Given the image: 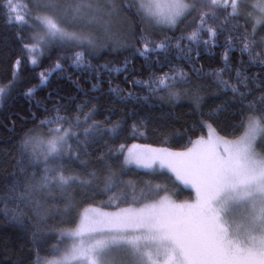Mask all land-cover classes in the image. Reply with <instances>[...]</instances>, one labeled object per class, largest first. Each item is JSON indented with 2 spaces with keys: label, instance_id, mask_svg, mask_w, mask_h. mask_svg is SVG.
I'll return each mask as SVG.
<instances>
[{
  "label": "snow or ice",
  "instance_id": "6c2138e0",
  "mask_svg": "<svg viewBox=\"0 0 264 264\" xmlns=\"http://www.w3.org/2000/svg\"><path fill=\"white\" fill-rule=\"evenodd\" d=\"M0 20L11 29L0 35V112L8 131L21 122L17 153H4L0 216L31 234L11 264H59L41 255L51 252L42 245L52 193L101 182L168 206L180 264H264V239L242 244L224 230L226 212L242 210L230 204L245 195L237 174L264 173V0H0ZM185 101L191 122L177 113ZM149 133L188 146L135 142ZM177 181L194 198L173 199Z\"/></svg>",
  "mask_w": 264,
  "mask_h": 264
},
{
  "label": "rangeland",
  "instance_id": "374dc122",
  "mask_svg": "<svg viewBox=\"0 0 264 264\" xmlns=\"http://www.w3.org/2000/svg\"><path fill=\"white\" fill-rule=\"evenodd\" d=\"M235 179L244 185L241 191L245 195L230 204L232 209L242 210L226 212L224 230L242 244L264 239V192L260 191L264 173L248 169ZM176 223L159 198L111 211L86 206L76 223L62 231L70 242L49 260L64 264L68 257L72 264H129L136 257L143 264H180L186 249ZM233 258L236 264H253L243 256Z\"/></svg>",
  "mask_w": 264,
  "mask_h": 264
},
{
  "label": "trees",
  "instance_id": "16d2710c",
  "mask_svg": "<svg viewBox=\"0 0 264 264\" xmlns=\"http://www.w3.org/2000/svg\"><path fill=\"white\" fill-rule=\"evenodd\" d=\"M11 29L6 28L4 26L3 20H0V35L3 36H10ZM219 51V50H217ZM108 59H111L110 57ZM122 59V57L120 58ZM217 63H214L213 67H221L222 65L218 62L219 57L216 58ZM104 61L101 60L100 63ZM202 63L207 64V57H205ZM142 61L137 60L136 66L139 69ZM47 63L45 67H47ZM30 68L31 65H28ZM207 70V68H206ZM6 71L4 65H0V74H3ZM40 71V69H37ZM167 71V69H164ZM30 74V73H26ZM107 78V77H106ZM111 79L113 80L114 84H120L121 87L128 89L130 86L123 82V76L119 75L115 72L112 73ZM55 87V84H53ZM64 87H69V85L65 82ZM87 89V85H84ZM107 85H104V94L105 99L107 100ZM139 91V90H137ZM45 92H39L37 98L45 95ZM73 94H75L73 92ZM90 95H100V93H90ZM83 99V97H82ZM131 107V106H130ZM14 110V109H13ZM7 111V110H6ZM190 108L188 106L187 101L183 102V105L177 109V113L181 116V120H188L191 122L193 117L189 116L188 113ZM96 119H103V116H97ZM116 119V117H113ZM20 121H17V127L15 131H8L7 129L11 127V125H4L7 124V120L3 114L0 112V176L6 174V171H10V166L8 164V160L10 158L6 157L4 153L12 152L16 154L18 149L16 145L18 144V136L21 134V127ZM31 125H29L30 127ZM179 127V125H178ZM207 130H204V134H206ZM198 134L199 131H198ZM223 135L224 133H220ZM149 139L137 140L136 143L141 144H153V146L158 147H168L172 150H181L184 149L187 144V137L184 140H171L166 144H162L156 137L152 136L151 133L148 134ZM195 137H193L194 139ZM141 175L143 172L148 170H140L137 169ZM157 172H165L166 175L171 176L170 173L164 170H157ZM147 178V177H145ZM159 182V181H158ZM178 185V192L179 195H174L173 199L177 201H183L187 199L194 198V192L188 188L180 184L178 181L176 182ZM169 187L171 188L172 185L169 183ZM87 192V195H84V192ZM68 198L60 199L61 192L59 189L55 190L52 195L56 196V199L48 201L49 205L51 206L49 209L50 219L47 220V226L52 230L50 235L44 237L45 243L42 245L44 249H50L51 252L44 251L41 255L48 256V259L54 257L59 253L61 249H63L69 242V237L65 234H61L65 228L72 227L78 218L79 211L86 206H94L98 207L103 210H116L119 208L127 207V206H138L149 202L151 200L157 198H148L145 199L140 196V189L138 188L135 193H132L129 189L124 187L123 185H118L115 188H112L110 191L106 190L105 185L103 182L99 184H93L92 186L85 188L79 184H73L67 190ZM171 194V193H170ZM2 207V206H0ZM23 236L24 238L16 239L17 236ZM31 238V234L28 233L26 236L22 233H17L5 220L3 216H0V264H5V261H8L9 264L14 262L17 259L18 254H20V246L23 245L25 248V252L31 245L28 241ZM4 241H8L10 243V247L5 248ZM143 264L142 261H139L136 257H132L129 264ZM72 264V263H71Z\"/></svg>",
  "mask_w": 264,
  "mask_h": 264
}]
</instances>
